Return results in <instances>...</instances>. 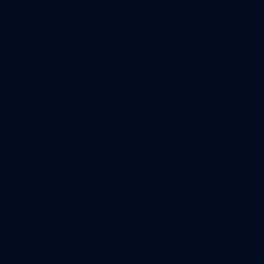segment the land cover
<instances>
[{
  "label": "water",
  "instance_id": "1",
  "mask_svg": "<svg viewBox=\"0 0 264 264\" xmlns=\"http://www.w3.org/2000/svg\"><path fill=\"white\" fill-rule=\"evenodd\" d=\"M0 264H264V0H0Z\"/></svg>",
  "mask_w": 264,
  "mask_h": 264
}]
</instances>
